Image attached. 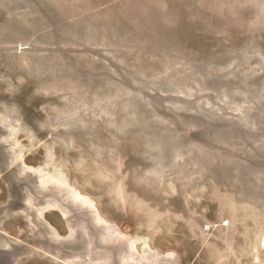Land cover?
I'll return each instance as SVG.
<instances>
[{"label":"rangeland","instance_id":"rangeland-1","mask_svg":"<svg viewBox=\"0 0 264 264\" xmlns=\"http://www.w3.org/2000/svg\"><path fill=\"white\" fill-rule=\"evenodd\" d=\"M80 263L264 264V0H0V264Z\"/></svg>","mask_w":264,"mask_h":264},{"label":"bare ground","instance_id":"bare-ground-1","mask_svg":"<svg viewBox=\"0 0 264 264\" xmlns=\"http://www.w3.org/2000/svg\"><path fill=\"white\" fill-rule=\"evenodd\" d=\"M10 126H9V128H10ZM13 132H14V130H12L11 135H14ZM17 144L18 143H16V145ZM22 159H23L22 153H19L18 155H16V161H21V163H22ZM50 164H51V162L48 161L47 166H49ZM21 165L23 168V169L22 168L21 169L25 170V172H27L26 170L29 169L30 171L33 172V174H36L39 176V186L41 188L46 189L49 186H53L54 189H56L60 193L65 194V196H62L59 200L54 201L53 203H50V204L48 203L49 205L47 207L40 209L41 216H43L45 211L48 209H58L61 212H63L65 215H67L68 212L64 208V203L68 202V201H73L74 203L80 205L82 208H85L88 211H90L91 213H94L95 220L98 223H102L105 226V231H107L109 234L117 233L118 235L124 237L123 233L119 231L118 227H116L115 225H113L108 220H106L102 217V215L99 212L95 202L91 198L83 195L80 191L74 189V187H72L70 185L67 176L65 175L64 171H62L60 168L56 169L53 174H49L48 172H45V170L42 168H29V167L25 166L24 163H22ZM28 203L31 204L30 199H28ZM55 234L57 237H60V235L56 231H55ZM114 235H116V234H114ZM125 239L127 240V244H128L127 248L129 250L128 255H126V258L134 261L135 260L134 255H135V253H138V242H139V240L138 239L133 240V239H129V238H125ZM144 245H146V247H147L146 243H144ZM147 248H149V247H147ZM89 264H101V263H89Z\"/></svg>","mask_w":264,"mask_h":264}]
</instances>
